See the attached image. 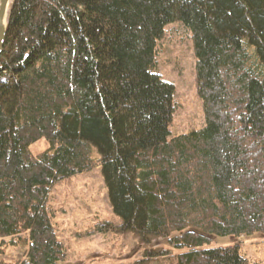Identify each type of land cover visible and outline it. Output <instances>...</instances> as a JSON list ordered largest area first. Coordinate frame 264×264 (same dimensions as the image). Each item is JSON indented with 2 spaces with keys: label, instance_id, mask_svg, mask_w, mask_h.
<instances>
[{
  "label": "trees",
  "instance_id": "trees-1",
  "mask_svg": "<svg viewBox=\"0 0 264 264\" xmlns=\"http://www.w3.org/2000/svg\"><path fill=\"white\" fill-rule=\"evenodd\" d=\"M176 24L192 36L205 125L172 138L158 48ZM98 167L122 233L166 240L176 264H248L237 245L208 247L264 236V0L15 1L0 55V240L25 239L18 264L67 262L50 196Z\"/></svg>",
  "mask_w": 264,
  "mask_h": 264
},
{
  "label": "rangeland",
  "instance_id": "rangeland-1",
  "mask_svg": "<svg viewBox=\"0 0 264 264\" xmlns=\"http://www.w3.org/2000/svg\"><path fill=\"white\" fill-rule=\"evenodd\" d=\"M158 73L175 86V114L170 126L176 137L201 129L205 125L203 103L198 95L196 59L191 34L181 25L167 28L158 48ZM50 148L42 140L30 147L38 156ZM95 158L99 157L95 152ZM49 207L59 239L64 243L68 259L65 264H137L148 252L172 253L167 258L151 259L144 264H176L180 254L166 240H154L150 246L138 236L120 231L123 222L111 207L101 167L56 185ZM109 225V226H108ZM0 240V264H18L27 252L25 239L16 246ZM237 245L248 264H264V236L240 239L213 238L208 248Z\"/></svg>",
  "mask_w": 264,
  "mask_h": 264
},
{
  "label": "water",
  "instance_id": "water-1",
  "mask_svg": "<svg viewBox=\"0 0 264 264\" xmlns=\"http://www.w3.org/2000/svg\"><path fill=\"white\" fill-rule=\"evenodd\" d=\"M16 0H0V55L3 50L10 11Z\"/></svg>",
  "mask_w": 264,
  "mask_h": 264
}]
</instances>
